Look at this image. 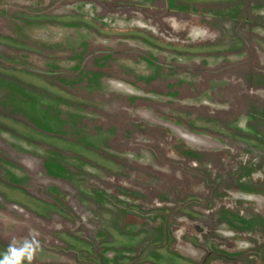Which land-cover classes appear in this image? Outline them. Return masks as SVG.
<instances>
[{
  "label": "rangeland",
  "instance_id": "374dc122",
  "mask_svg": "<svg viewBox=\"0 0 264 264\" xmlns=\"http://www.w3.org/2000/svg\"><path fill=\"white\" fill-rule=\"evenodd\" d=\"M260 85L264 0H0V253L264 264Z\"/></svg>",
  "mask_w": 264,
  "mask_h": 264
},
{
  "label": "clouds",
  "instance_id": "9594fccd",
  "mask_svg": "<svg viewBox=\"0 0 264 264\" xmlns=\"http://www.w3.org/2000/svg\"><path fill=\"white\" fill-rule=\"evenodd\" d=\"M38 248L39 241L31 231L22 241L13 238L4 252L0 253V264H33Z\"/></svg>",
  "mask_w": 264,
  "mask_h": 264
},
{
  "label": "trees",
  "instance_id": "16d2710c",
  "mask_svg": "<svg viewBox=\"0 0 264 264\" xmlns=\"http://www.w3.org/2000/svg\"><path fill=\"white\" fill-rule=\"evenodd\" d=\"M224 12L225 11H217V12L211 11L210 16L211 17H217V18H224L225 17ZM202 15H205V14L202 13ZM260 87H261V91H262L261 93L264 94V85H260ZM250 96H253V92H251ZM260 100H261V102L264 101V95L260 96ZM209 111L213 115L214 120L216 122H221V123L225 122V124L223 125V127H225V128H228V123L231 121H235V117H237V115L240 113L239 109H237V108H235V109L229 108V110H227V111H221V110H209Z\"/></svg>",
  "mask_w": 264,
  "mask_h": 264
}]
</instances>
